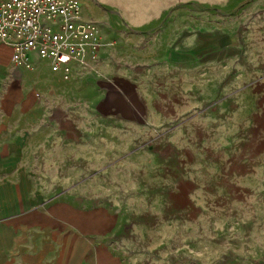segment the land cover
<instances>
[{"label":"rangeland","instance_id":"rangeland-1","mask_svg":"<svg viewBox=\"0 0 264 264\" xmlns=\"http://www.w3.org/2000/svg\"><path fill=\"white\" fill-rule=\"evenodd\" d=\"M79 1L82 20L97 29L99 49L108 51L103 70L122 66L137 73L145 62L156 64L182 55V49L192 47V38L206 34V39L200 38L203 42L231 50L239 77L251 74L252 67L257 68L254 72L261 71L252 63L261 58L264 48V0ZM209 34L215 36L214 43ZM97 62L88 68L95 80L89 94L94 99L106 95L99 89L100 82L96 83L102 78ZM36 72V67L25 70L10 65L0 78V264H56L59 260L61 264H91L86 257L90 250L112 247L115 242L105 226L96 230L108 233L99 235L101 241H91L90 237L77 241V236L92 231L84 228L85 222L92 217L109 220L111 214L110 231L120 235L124 218L133 216L136 209L115 207L116 202L127 205L129 200L149 194L111 192L108 188L148 181L143 170L153 168V161L142 162V170L130 176L128 168H133V162L115 160L93 168L66 157L57 160L59 155L54 153L58 148L69 146L71 138L77 136L75 118L82 116L77 110L86 105L87 89L79 86L76 93L70 87L60 90L38 84ZM261 109L255 105L244 120L238 112V156L248 150L245 154L252 159L246 162L249 168L215 178L220 183L218 192L196 193L199 201L204 196L219 207L210 212L215 214H208L213 209L203 210L207 214L190 224L187 213L191 210L186 208L183 216L175 210L146 209L143 212H152L153 221L148 216L139 224L146 232L142 241H135L134 233L129 232L133 226H128L130 248L178 251L179 264H264ZM141 121L147 127L148 115L143 114ZM121 164H126L124 177L116 175L123 168ZM71 247L81 256L67 258ZM55 249L63 256L55 257Z\"/></svg>","mask_w":264,"mask_h":264},{"label":"crops","instance_id":"crops-1","mask_svg":"<svg viewBox=\"0 0 264 264\" xmlns=\"http://www.w3.org/2000/svg\"><path fill=\"white\" fill-rule=\"evenodd\" d=\"M206 36L199 34L192 38L194 44L182 49L180 56L161 63L141 64L137 73H130L122 66L103 70L102 64L109 55L107 50L99 49L96 62L98 67L101 66L102 78L96 83L99 81V89L106 91L105 98L103 94L96 99L89 96L95 80L93 70L88 68L91 69L95 62H73L70 79L66 81L69 83L63 84L61 76L50 71L48 62L35 59L33 67L37 72L34 78L38 84L60 90L70 87L76 93L81 89L79 86L87 89L86 105L77 110L82 116L75 118L77 136L71 138L69 146L58 148L54 153L55 157L59 155L57 160L66 157L73 162H86L93 168L104 167L115 160L133 162V168H128L130 176L142 170V162L149 158L153 161V168L143 170L148 181L108 188L111 192L149 194L137 197L133 202L129 200L127 205L116 202L115 207L136 209L133 216L124 218L120 235L110 231L111 214L107 216L109 220L92 217L85 222L84 228L92 231L77 236V241L79 237L81 240L90 237L91 241L99 242V235L109 231L115 242L110 244L112 247L90 250L86 257L91 264H179L181 252L178 251L130 248L128 226H133L129 232L134 233L135 241L136 238L142 241L146 232L139 224L148 216L149 221H153L152 212H143L146 209L175 210L183 216L182 210L186 208L191 210L187 213L190 224L207 214L203 210L213 209L208 214H215L210 212L219 207L204 196L199 201L196 193L218 192L220 183L215 178L236 175L239 168H249L246 162L252 159L245 154L248 150L238 156V112L242 113L243 120L246 113L254 111L255 105L261 106L264 113V48L261 58L252 63L258 64L261 71L254 72L257 68L252 67L251 74L242 78L236 73L238 66L230 56L231 50L223 51L221 46L208 45L200 39H206ZM208 36L214 43L215 36ZM10 55L11 47L0 41V78L11 65ZM143 114L149 117L147 127L142 125ZM243 124L246 128L245 121ZM145 129L150 131L145 132ZM239 162L242 164L238 165ZM121 165L123 168L116 174L118 177L127 174L126 164ZM79 224H83H77L83 228ZM104 226L106 232L96 231ZM54 252L57 258L63 256L57 249ZM65 256L73 260L81 254L71 247ZM55 263L61 264V260Z\"/></svg>","mask_w":264,"mask_h":264},{"label":"built area","instance_id":"built-area-1","mask_svg":"<svg viewBox=\"0 0 264 264\" xmlns=\"http://www.w3.org/2000/svg\"><path fill=\"white\" fill-rule=\"evenodd\" d=\"M79 0H0V41L10 64L29 70L35 59L68 81L71 64L96 62L100 34L81 18Z\"/></svg>","mask_w":264,"mask_h":264}]
</instances>
